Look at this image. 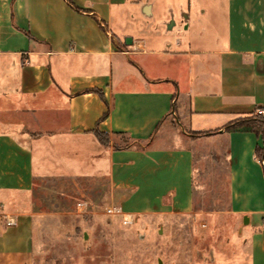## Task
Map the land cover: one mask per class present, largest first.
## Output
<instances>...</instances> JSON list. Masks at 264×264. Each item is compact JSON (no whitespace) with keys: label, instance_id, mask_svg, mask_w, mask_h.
Listing matches in <instances>:
<instances>
[{"label":"crops","instance_id":"crops-1","mask_svg":"<svg viewBox=\"0 0 264 264\" xmlns=\"http://www.w3.org/2000/svg\"><path fill=\"white\" fill-rule=\"evenodd\" d=\"M260 107L264 0H0V264H33L48 180L98 184L128 219L208 214L202 141L226 166L241 248L210 263L264 264V141L226 129Z\"/></svg>","mask_w":264,"mask_h":264},{"label":"rangeland","instance_id":"rangeland-1","mask_svg":"<svg viewBox=\"0 0 264 264\" xmlns=\"http://www.w3.org/2000/svg\"><path fill=\"white\" fill-rule=\"evenodd\" d=\"M212 145L200 142L195 179V206L208 214L128 219L106 213L109 201L98 184L88 191L66 179L44 182L35 198L33 264H211L240 254L234 219L222 213L229 205L227 169L210 160ZM83 200L88 208L80 212Z\"/></svg>","mask_w":264,"mask_h":264},{"label":"trees","instance_id":"trees-1","mask_svg":"<svg viewBox=\"0 0 264 264\" xmlns=\"http://www.w3.org/2000/svg\"><path fill=\"white\" fill-rule=\"evenodd\" d=\"M226 129L228 131H235V130H242V131H254L259 134L264 141V115L255 112L254 115L237 120L233 123L227 125ZM94 134L96 135L98 141L103 144L104 146H108L111 141V135L108 133L100 132L99 130L95 129ZM116 137H119V141H115L114 147L116 149H123L132 145L133 141L130 137L125 134L118 132L115 134ZM256 154L257 157L264 162V145L256 147Z\"/></svg>","mask_w":264,"mask_h":264},{"label":"built area","instance_id":"built-area-1","mask_svg":"<svg viewBox=\"0 0 264 264\" xmlns=\"http://www.w3.org/2000/svg\"><path fill=\"white\" fill-rule=\"evenodd\" d=\"M257 112L264 115V107H260L257 109ZM121 209L118 206H108L106 207V213L109 215L120 214Z\"/></svg>","mask_w":264,"mask_h":264},{"label":"water","instance_id":"water-1","mask_svg":"<svg viewBox=\"0 0 264 264\" xmlns=\"http://www.w3.org/2000/svg\"><path fill=\"white\" fill-rule=\"evenodd\" d=\"M125 41L129 44L132 42V39L131 38H126Z\"/></svg>","mask_w":264,"mask_h":264},{"label":"bare ground","instance_id":"bare-ground-1","mask_svg":"<svg viewBox=\"0 0 264 264\" xmlns=\"http://www.w3.org/2000/svg\"><path fill=\"white\" fill-rule=\"evenodd\" d=\"M127 218H130L129 216Z\"/></svg>","mask_w":264,"mask_h":264}]
</instances>
